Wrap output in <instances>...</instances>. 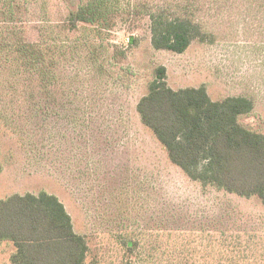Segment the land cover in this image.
<instances>
[{
    "label": "rangeland",
    "instance_id": "1",
    "mask_svg": "<svg viewBox=\"0 0 264 264\" xmlns=\"http://www.w3.org/2000/svg\"><path fill=\"white\" fill-rule=\"evenodd\" d=\"M77 3L35 6L26 40H41L46 18L59 24L53 36H68L74 48L84 33L63 31L59 22ZM197 15L204 40L195 38L181 53L155 49L148 21L140 19L132 32L118 23L111 34L112 43L127 47L114 63L104 44L97 61L81 46L80 56L57 52L31 73L4 71L0 61V199L55 195L86 239L84 264H264L260 199L190 179L136 110L162 65L173 89L203 85L212 100L249 98L253 109L239 121L264 133V0H214ZM128 237L142 239L135 250L142 260L126 253ZM14 249L1 242L0 264H12ZM177 249L197 257L179 260Z\"/></svg>",
    "mask_w": 264,
    "mask_h": 264
},
{
    "label": "trees",
    "instance_id": "2",
    "mask_svg": "<svg viewBox=\"0 0 264 264\" xmlns=\"http://www.w3.org/2000/svg\"><path fill=\"white\" fill-rule=\"evenodd\" d=\"M212 1L78 0L59 22L63 31L84 33L71 48L68 36H53L59 24L46 18L40 20L45 30L41 40L27 41L22 33L31 9L39 6L44 11L48 0H0L1 69L16 72L21 67L31 73L57 52L80 56L81 46L86 48L88 59L97 61V48L103 44L110 49L112 63L117 62L126 57L127 47L112 43L111 34L118 23L132 32L140 19L148 21L155 49L181 53L195 38L204 40V22L197 12ZM135 40L130 33L128 44ZM48 67L43 66L46 76ZM252 109V101L245 96L212 100L203 85L173 89L162 65L155 68L147 92L136 103L141 122L152 130L169 160L190 179L239 196L256 195L264 204V133L239 121ZM6 239L15 247L10 256L12 264H84L87 257L85 237L74 231L63 203L46 191L14 193L0 199V244ZM122 240L126 253L142 260L135 252L142 239ZM174 255L189 261L196 251L177 249Z\"/></svg>",
    "mask_w": 264,
    "mask_h": 264
}]
</instances>
